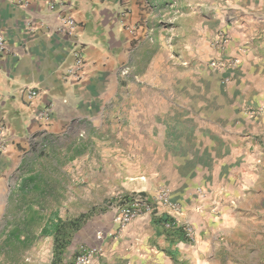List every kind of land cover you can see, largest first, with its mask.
I'll use <instances>...</instances> for the list:
<instances>
[{
	"label": "crops",
	"instance_id": "crops-1",
	"mask_svg": "<svg viewBox=\"0 0 264 264\" xmlns=\"http://www.w3.org/2000/svg\"><path fill=\"white\" fill-rule=\"evenodd\" d=\"M67 2L75 21L71 34L55 31L57 14L45 5L0 0V36L7 46L0 54V243L20 234L34 250L51 245V264L54 237L42 229L50 219L87 214L60 264L80 245L100 247L87 264H264V110L254 113L264 104V0H228L235 21L225 26L232 38L227 54L240 62L214 100L201 89L195 116L192 91L180 95L179 85L159 81V64L145 65L150 49L160 48L148 33L158 0ZM75 46L84 49L85 79L70 86L63 77ZM46 107L51 114L44 123L36 113ZM179 123L187 131H177ZM45 161L100 190L96 202L120 193L153 200L166 186L183 213L175 217L158 206L119 228L111 207L76 211L69 207L76 198L66 195L49 205V181L43 168L38 172ZM212 207L215 213H204ZM184 226L192 227L193 240Z\"/></svg>",
	"mask_w": 264,
	"mask_h": 264
},
{
	"label": "rangeland",
	"instance_id": "rangeland-1",
	"mask_svg": "<svg viewBox=\"0 0 264 264\" xmlns=\"http://www.w3.org/2000/svg\"><path fill=\"white\" fill-rule=\"evenodd\" d=\"M158 2L160 12L155 17V25L150 26L153 30H148V33L160 41L158 45L160 48L157 49L155 45V52L150 49L151 53L145 60V65H150L152 62L159 64L160 72L157 74L159 81L168 86L179 85L176 89L180 90V95L188 94L189 92H186L188 89L192 91L194 96L192 110L193 116H195L200 113L197 100L200 99L201 89L207 88L210 99L212 97L214 100L218 89L227 86L231 73L236 70L240 62L237 57L227 54L232 38L225 26L235 21V13L229 6L228 0H158ZM205 10H208L209 14L206 15ZM212 12L213 15H210ZM219 14L222 16L219 17ZM218 36H223V39L218 40ZM157 51L159 52L157 53ZM150 78H152V74L148 76L147 80ZM132 80L137 82L138 78L133 76ZM172 93L174 94V91ZM195 97L197 98L194 99ZM212 105L215 106V103ZM177 108L179 107L177 106ZM180 109L183 111L184 107H180ZM176 126L177 131H187L185 123H179ZM176 126H168V129L173 131ZM37 148L39 151H44L46 147L38 145ZM40 164L38 172L43 168L45 172H41L42 178L46 177L49 181V186L45 188L50 200L49 205L54 204L56 195L62 196L63 201L66 196L75 197L76 201L69 203V207L76 211L87 209V205L110 209L117 200L111 199L104 204L96 202L102 192L100 190L96 192L90 188L87 181L80 179V174L72 176L71 171L51 170L55 165L49 161ZM98 173L104 174L103 171ZM160 189H167L171 197L170 188L160 186L157 191ZM197 192L200 196L207 194L202 188H197ZM33 193L40 196V194ZM61 199L58 200L61 201ZM59 203L61 204V202ZM196 204L195 210L202 211V204ZM215 212L216 210L212 207L204 213L213 214ZM38 224L39 222H36L31 227H36ZM189 227L194 235L192 227ZM193 235L191 240L194 239ZM21 236L23 235H16L18 240L2 239L0 264H50L51 245H48V251L34 250L32 246L30 247L31 244L26 243L24 236L20 238ZM33 240L34 236H31L30 241L33 242Z\"/></svg>",
	"mask_w": 264,
	"mask_h": 264
},
{
	"label": "built area",
	"instance_id": "built-area-1",
	"mask_svg": "<svg viewBox=\"0 0 264 264\" xmlns=\"http://www.w3.org/2000/svg\"><path fill=\"white\" fill-rule=\"evenodd\" d=\"M21 7H27L30 3L34 2L37 4L45 5L49 11L55 12L57 14L58 25L55 31L63 34H71L75 29L74 19L67 13L69 4L67 0H9ZM35 24H29V29L33 30ZM218 40H222L223 36H218ZM7 53V46L4 39L0 36V54ZM72 63L68 66L64 74V81L70 85L74 86L80 84L85 79V65L86 60L84 56V49L81 46H75L72 51ZM127 74V71H124ZM29 96L35 97L37 95L36 90L28 89ZM264 110V104L259 106L254 113L261 112ZM251 111V109H250ZM51 108L46 107L43 110L36 113V118L46 123L50 119ZM4 129L0 127V135H3ZM115 203L112 204L111 209L114 211L113 223L122 228L136 217L144 213H152L158 209V206L166 208L173 216L178 217L183 213L182 207L179 203L172 200L167 189L158 190L154 196L153 200H150L147 196L142 194H121L118 195ZM231 203H234L232 200ZM173 225V222L171 223ZM170 226V223H167ZM184 232L186 237L191 240L193 232L189 226H184ZM98 239L101 238L100 234L96 236ZM100 252V247L98 246H86L80 245L78 247V252L72 260L64 262V264H87L89 261L96 257Z\"/></svg>",
	"mask_w": 264,
	"mask_h": 264
},
{
	"label": "trees",
	"instance_id": "trees-1",
	"mask_svg": "<svg viewBox=\"0 0 264 264\" xmlns=\"http://www.w3.org/2000/svg\"><path fill=\"white\" fill-rule=\"evenodd\" d=\"M87 214H81L79 217L73 220H49L48 228L42 229V235L49 236L53 235L54 237V248H53V260L51 264H60L63 258V254L65 252L66 247L69 245L72 232L76 229L79 225H81L86 218ZM167 223L171 221L168 220ZM175 232L177 233V237L180 240H187L183 234V230L181 227L175 228Z\"/></svg>",
	"mask_w": 264,
	"mask_h": 264
}]
</instances>
